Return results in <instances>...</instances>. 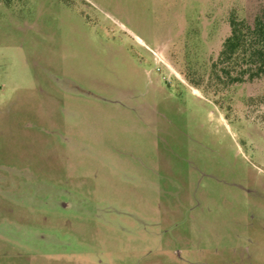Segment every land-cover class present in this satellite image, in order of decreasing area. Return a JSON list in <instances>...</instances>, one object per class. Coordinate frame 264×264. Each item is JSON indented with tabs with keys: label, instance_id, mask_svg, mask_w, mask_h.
<instances>
[{
	"label": "rangeland",
	"instance_id": "rangeland-1",
	"mask_svg": "<svg viewBox=\"0 0 264 264\" xmlns=\"http://www.w3.org/2000/svg\"><path fill=\"white\" fill-rule=\"evenodd\" d=\"M264 0H0V264H264V78L215 79Z\"/></svg>",
	"mask_w": 264,
	"mask_h": 264
},
{
	"label": "trees",
	"instance_id": "trees-1",
	"mask_svg": "<svg viewBox=\"0 0 264 264\" xmlns=\"http://www.w3.org/2000/svg\"><path fill=\"white\" fill-rule=\"evenodd\" d=\"M229 33L212 64L215 79L222 84H240L264 78V20L252 23L231 13Z\"/></svg>",
	"mask_w": 264,
	"mask_h": 264
}]
</instances>
